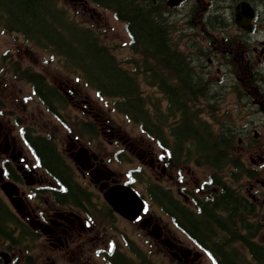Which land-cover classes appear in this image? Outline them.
I'll use <instances>...</instances> for the list:
<instances>
[{
    "label": "flooded vegetation",
    "instance_id": "af4514ba",
    "mask_svg": "<svg viewBox=\"0 0 264 264\" xmlns=\"http://www.w3.org/2000/svg\"><path fill=\"white\" fill-rule=\"evenodd\" d=\"M198 1L196 18H199L200 29L194 33L193 51L189 56L172 54V57L182 60L180 68L168 59L167 63L177 69L183 84L187 82L179 70L187 69L194 75L195 83L187 85L194 87L196 132L201 138L203 130L209 133V136L214 135L212 117L204 114L207 115L208 110L212 112L213 104H217L220 95H224L223 89L227 87L226 92L232 90L233 68L260 70L264 67V0ZM242 1L247 2L248 8L253 9L252 17L248 11L244 13V18H252L249 30L239 26L235 19L237 5ZM207 18L210 19L209 26L213 27L212 29L203 27L202 21ZM217 21L221 24L214 27ZM56 87L66 96L72 108H77V114H83L85 120L96 125L97 128L93 127L91 130L92 135L107 136L111 148L104 151L95 150L90 145L72 141L73 136L60 128L54 131L38 127L29 128L28 130L35 136L28 141L25 128H21L19 123H16V128L10 117L4 118L0 115V203L5 210V215L0 220V264H111V258L115 264H135L134 261L142 258L135 248H139L141 252H144V249L148 250L147 244L155 238L153 235L155 227L160 229V237L155 238L156 240L162 242L171 237L152 218L150 212L146 211L147 205L138 217L140 225L142 220H147L146 217L150 218L149 224L144 226L150 235L146 243L137 235L132 237L130 233L120 232L117 233L118 239L123 237V240L119 241L116 237L110 239L109 236L104 246L89 251L90 240L93 239L92 242L99 245L96 238L104 233L101 228L107 227L101 223V218L120 217L129 223L125 224L126 230L138 219L133 221L126 219L104 200V193L108 187L116 182L126 183L122 178L124 173L132 177L130 171L115 167L119 158L118 151L124 154L126 158L124 163L136 165L134 168L141 166L147 173L161 168V182H166L163 177L174 175L166 166V163H169V168L172 169L173 161L169 159L165 150L160 152L154 148L152 138L146 140L140 136H130L122 130L123 128L111 126L102 109L98 105L95 106L82 89L69 86L66 81H59ZM43 96L48 104L50 93L44 91ZM240 96H237V103L232 106L233 111L235 110L242 119L240 124L234 126L223 123L221 131L227 136H230L228 131L237 134L239 136L237 146L244 145L248 149L261 150V144L258 145L261 134L256 128L260 127V121L252 122L245 109L255 116L253 106L259 107L263 113L264 102L259 106L251 102L252 106L247 96L242 98ZM178 97L182 99L184 93L179 91ZM258 97L263 99L264 95L260 94ZM239 99L245 101V108L239 105ZM165 102L170 108L169 98L165 99ZM203 103L209 109H204ZM48 112L58 115L56 118L60 120L63 119L59 112L49 109ZM88 128L91 127L85 126L79 131L89 130ZM252 131L254 136H251ZM49 136L55 137L54 141L58 138L63 146L64 144L68 146V150L72 147L69 157L64 155L60 145L57 147L56 144H51ZM207 145L215 148L217 143L213 141ZM45 147L57 154L60 165L44 161L40 150L43 152ZM84 147L88 148L87 155L91 156L90 167L83 165L84 159L81 162L79 160V152H85ZM259 158L263 160L264 155L259 154ZM250 160L260 163L254 156H250ZM246 161L248 160L242 158L241 164L245 166ZM142 185L148 187L147 183ZM147 192L149 193L148 188ZM139 193L144 198L145 195L141 191ZM164 194L169 208L176 205L180 208L181 202L170 186H164ZM180 194L189 200V194L184 192ZM247 196L243 195L244 199L247 202L251 201ZM252 198L256 200L257 197L252 195ZM173 241L176 242L175 251L187 255L186 261L195 262L199 259V253H195L190 259L192 251L183 249L177 239ZM143 258L147 260L149 256Z\"/></svg>",
    "mask_w": 264,
    "mask_h": 264
},
{
    "label": "trees",
    "instance_id": "16d2710c",
    "mask_svg": "<svg viewBox=\"0 0 264 264\" xmlns=\"http://www.w3.org/2000/svg\"><path fill=\"white\" fill-rule=\"evenodd\" d=\"M93 3L112 10L116 16L127 23L131 34V46L134 52L143 57L137 62V70L141 67L145 70L148 67V58L156 59L159 64L165 63L167 59L180 68L182 60L172 57L173 51L167 42L170 41L169 32L173 30L172 18L164 15L167 8V0H91ZM68 5L63 0H0V23L8 30L20 31L27 39L38 45L48 46L62 55L68 63H73L88 74V78L94 86L101 91L117 96V107L120 111L127 113L132 118L142 121L148 128L151 110L148 100L141 90L140 80L133 72H127L116 66L108 52H104L99 40L92 31L81 26L74 19L73 13L69 12ZM185 22H190L185 18ZM176 24V22H175ZM145 72V71H144ZM142 72V73H144ZM187 84H194V75L187 69L179 70ZM161 86V85H160ZM153 113L159 117L162 113L158 101L154 102ZM188 121V120H186ZM162 123V122H161ZM188 123H185V126ZM160 126V123L158 124ZM177 133V132H176ZM179 140L192 137L188 129L178 131ZM217 149L209 151L203 148L201 152L207 153L206 157L212 155L216 149L215 163L206 160L213 169L220 170L225 166H231L239 170L236 159L230 158L233 163L228 162L222 165L219 160L222 158V147L220 144L221 135H216ZM43 142L49 143L47 140ZM41 157L55 165H60L57 154L45 147ZM227 154L224 153V156ZM212 157H215L212 155ZM204 159V158H203ZM46 162V161H45ZM221 187L217 192L202 200H198L200 210L197 212H183L177 205L170 208V213L176 217L195 239L209 252L211 246L217 252V264H264V245H261L247 235L239 233L237 223L247 226L250 233L256 235L257 228L245 220L241 213L243 208L251 206L241 195L228 186V184L216 181ZM158 199L162 206L167 203L163 190L158 187ZM250 211L252 209L249 208ZM3 205L0 203V220L5 215ZM226 231V237L219 234L218 228ZM246 227V228H247ZM233 229V230H232ZM217 233V235H214ZM234 239L238 237L245 243L252 255L249 261L236 247L232 246ZM219 237L220 242L213 245L212 240ZM129 261V260H128ZM131 263V261H129ZM145 262V261H144ZM117 263V262H116ZM118 264V263H117ZM139 264V263H135ZM142 264H147L142 263ZM151 264H155L152 262Z\"/></svg>",
    "mask_w": 264,
    "mask_h": 264
},
{
    "label": "rangeland",
    "instance_id": "374dc122",
    "mask_svg": "<svg viewBox=\"0 0 264 264\" xmlns=\"http://www.w3.org/2000/svg\"><path fill=\"white\" fill-rule=\"evenodd\" d=\"M63 1L71 7L72 12L79 20L87 22L89 23V25L96 28H99L103 34L105 41L112 45L113 51L119 58L121 63L124 66L132 68V66H130L128 63L127 58H130L134 55L132 54L128 45V34L125 24L119 21L112 11L91 3H84L83 0ZM191 4L192 1L184 3L175 11L177 13H182V11ZM187 37L184 41L188 40ZM6 53L10 55L12 54L13 58H19V60L25 64L29 63L35 68L44 71L51 80H64L71 85H75V87L81 88L83 90V93L86 94L90 99H92L96 105H100L102 107L105 115L112 121L111 124L113 123L115 126L123 128L122 130L130 136H140L145 138L146 134L142 131L140 124L117 111L114 108V98L107 96H105L104 98H100L101 96L97 92V90L85 83L80 70H71L64 67L63 64L60 63L59 58L53 56V54H51L49 51L39 49L33 45H28L20 33H8L0 27V109L2 110L0 112V115H3L4 118L10 117L13 124L16 125V123H18V117L22 120V122L19 123H22L24 125L43 127L51 131H54L56 128H60L64 131L63 127L57 124L53 117L40 106L39 99L32 94L30 84L28 82L15 80L16 78L13 76L14 74L10 70V58H8L7 60H3L2 58V55ZM3 66H5L4 71L3 69H1ZM144 71L145 70L142 67L137 70V75L141 80H143L142 72ZM238 72H240V70H238L237 73ZM261 74L262 75H260V81L264 87V71ZM77 78H80V80H77ZM237 79H240V77L238 76ZM257 84V82H254L252 87H246L243 85V88L238 87L236 91L234 89H229L227 92L226 87L225 89H223V96L220 95L221 93L219 90H221V88H219L218 91L220 95V102L218 104H213L214 108H212V112L211 110H208L209 113L207 115L204 114V116L214 118V126L216 128H218V126L223 123H230L234 126L240 124L242 119L239 117L238 113L235 110L233 111L232 106L235 104V102L237 103V96L239 95H241V98L243 96H247L252 106V103L258 106L259 104L262 105L264 100L261 99V97H258L255 91V89L257 88ZM142 86L150 99H155L160 96L155 89H153L149 85H146V82H143ZM238 103L240 106H243V108H245V101L239 99ZM202 106L204 109L208 108L205 103H203ZM253 108L255 116L254 113H249L246 109L245 113L248 114V117L252 122L260 121V127L256 126V128L260 131L261 134V139L258 141V145L261 144L262 146L261 150H255L252 148L248 149L245 148L244 145H234L236 151L240 153L242 158L248 160L245 163L248 168L246 167L245 169L251 168L253 172L252 177H249L247 175H240V172H237L234 169L236 174L240 176L239 180H235L234 175H230V171L232 169L226 168L225 170L214 173V170H211L202 164L200 165L199 163H196L194 159L184 160L183 158V161L179 164V161H176V153H174L175 161L172 162L171 169V172H174V175L171 177H169L168 175L163 177L166 182L162 181V183L170 186L173 189L174 193L178 197L182 198L179 191L185 192L189 195L192 193H198L204 182L214 174L217 175V177L215 178H219L220 182H233L236 187L238 185L243 194H247L250 196L255 195L257 197L255 203H251L252 206L257 207V214H255V217L251 218V220L253 222H256V218L260 222V224H258L259 230L257 233V239H259L261 242H264V159L261 160L259 158V154H262V156L264 155V110L262 113L260 112L259 107L253 106ZM250 110L252 109L250 108ZM215 132L219 131L215 129ZM251 136H254V131L251 132ZM167 138L168 136L166 134L165 139L167 140ZM72 141L88 144L96 148V150L101 151H104L106 148H111L108 145L107 136L104 137L101 134H95L91 136L89 132L85 131H73ZM155 141L154 143L156 144ZM235 142L237 143V140ZM256 147L257 146H254V148ZM71 148L68 150L65 147V153H68ZM250 156H254L255 160H259L260 163L251 162ZM195 160L198 161L197 157H195ZM126 165L122 166L123 171L127 167ZM144 174H150L151 177L154 178L159 173L156 170L152 172L148 171V173H146V171L144 170L140 175H137L138 179L135 180V184L137 185L138 189L146 194L148 208L152 218L155 219L159 225L164 226L166 228L165 231H167L169 234L171 232L176 238L180 239L183 244L195 250V246L191 242V239L184 233H181L174 226L170 217L167 216V214L161 209V207L150 197H148V193L145 190V187L142 185V183H144L142 180H147V177ZM181 175H184L185 177L180 178L179 176ZM123 178H126L125 174ZM182 180L183 182H181ZM210 180L211 179H209L204 185L206 186L205 188L207 189V193L214 187V185L209 183ZM234 181H236V183ZM253 210L256 213V209ZM245 219L247 221V218ZM100 221L107 227H102L101 230L104 233H101L99 237L96 238V242L99 245L94 244V242H92L93 239L90 240L91 247L89 251L99 248L100 246H104L109 236L110 239L111 237H116L118 239L119 237L117 236V233L120 232H127L128 234L130 233L132 237L134 235H137V237H141L144 243H146L148 241V238L150 237L147 233H145V230L140 227V222H132L129 226V229L126 230L124 228L125 224L129 225V223L124 221V219H121L120 217L114 218L106 216L101 218ZM236 228L240 230V226H238V224L236 225ZM214 235H217V233H215ZM118 240H123V237ZM147 245L150 255L155 261L160 264H214L211 256L204 251L202 252V256L198 259V263H191V261L186 262L184 260L179 262V259L171 253V250L167 245L161 242H157L154 239ZM143 246H145V244H143ZM179 255L182 256L181 252L179 253Z\"/></svg>",
    "mask_w": 264,
    "mask_h": 264
},
{
    "label": "water",
    "instance_id": "95a60500",
    "mask_svg": "<svg viewBox=\"0 0 264 264\" xmlns=\"http://www.w3.org/2000/svg\"><path fill=\"white\" fill-rule=\"evenodd\" d=\"M106 198L118 212L129 219H133L139 213L142 206V201L136 193L123 185L112 187V189L107 191Z\"/></svg>",
    "mask_w": 264,
    "mask_h": 264
}]
</instances>
